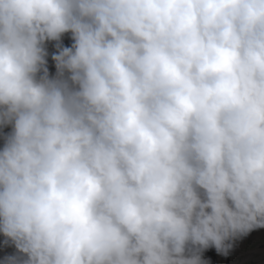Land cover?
<instances>
[{
    "label": "clouds",
    "instance_id": "9594fccd",
    "mask_svg": "<svg viewBox=\"0 0 264 264\" xmlns=\"http://www.w3.org/2000/svg\"><path fill=\"white\" fill-rule=\"evenodd\" d=\"M0 264H264V0H0Z\"/></svg>",
    "mask_w": 264,
    "mask_h": 264
}]
</instances>
